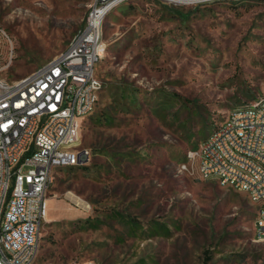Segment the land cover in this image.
Returning a JSON list of instances; mask_svg holds the SVG:
<instances>
[{"label":"rangeland","instance_id":"obj_1","mask_svg":"<svg viewBox=\"0 0 264 264\" xmlns=\"http://www.w3.org/2000/svg\"><path fill=\"white\" fill-rule=\"evenodd\" d=\"M92 4L0 0L14 44L12 57L0 33V76L65 50ZM103 43L99 103L81 125L90 157L55 170L36 264H264L247 195L179 170L230 110L264 97V0H129Z\"/></svg>","mask_w":264,"mask_h":264},{"label":"built area","instance_id":"obj_2","mask_svg":"<svg viewBox=\"0 0 264 264\" xmlns=\"http://www.w3.org/2000/svg\"><path fill=\"white\" fill-rule=\"evenodd\" d=\"M128 1L93 0L84 28L65 50L25 76H0V264H36L55 170L90 157L80 148L81 125L102 90L96 67L105 52L103 23ZM0 33L13 57V40L1 27ZM179 170L245 193L256 207L255 236L264 239V97L230 110Z\"/></svg>","mask_w":264,"mask_h":264},{"label":"crops","instance_id":"obj_3","mask_svg":"<svg viewBox=\"0 0 264 264\" xmlns=\"http://www.w3.org/2000/svg\"><path fill=\"white\" fill-rule=\"evenodd\" d=\"M74 199V198H73ZM75 200V199H74ZM76 201V200H75ZM50 200H48L47 201V203H48V207H47V210H46V207H45V215H46V212L48 213V215H46V219L49 221V222H51L52 221V218H51V214H52V211H53V208H52V206L50 205ZM76 202H78V201H76ZM78 204H79V202H78ZM62 210V206H57V211L58 210ZM39 255H40V253H38V256H37V259L39 258Z\"/></svg>","mask_w":264,"mask_h":264},{"label":"bare ground","instance_id":"obj_4","mask_svg":"<svg viewBox=\"0 0 264 264\" xmlns=\"http://www.w3.org/2000/svg\"><path fill=\"white\" fill-rule=\"evenodd\" d=\"M181 1H182V2H187V1H189V0H181ZM73 198H74L76 201H78L79 204H80L81 206H83V207H85V208H88V207H89L83 199H81V198H77V197H75V196H73ZM76 201H75V202H76Z\"/></svg>","mask_w":264,"mask_h":264}]
</instances>
